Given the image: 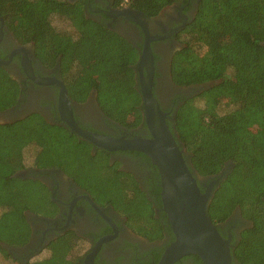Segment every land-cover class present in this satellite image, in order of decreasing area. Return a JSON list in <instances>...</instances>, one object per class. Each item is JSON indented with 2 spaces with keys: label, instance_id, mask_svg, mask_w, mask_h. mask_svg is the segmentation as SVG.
<instances>
[{
  "label": "trees",
  "instance_id": "16d2710c",
  "mask_svg": "<svg viewBox=\"0 0 264 264\" xmlns=\"http://www.w3.org/2000/svg\"><path fill=\"white\" fill-rule=\"evenodd\" d=\"M178 1L114 3L153 18ZM0 17L20 43L34 44L37 57L47 66L59 61L64 83L76 101H85L94 91L108 118L127 128L142 122L136 71L141 52L119 32L88 17L85 2L0 0ZM178 40L183 46L172 58L173 83L206 86L182 104L170 129L185 149L193 173L218 175L231 162L233 167L214 192L208 214L218 225L240 208L252 224L231 243L233 264H264V0H199L193 20L180 30ZM20 92L19 84L0 64V113L16 105ZM63 127L48 123L38 113L0 122V256L11 258L9 248L29 241L27 213L45 212L51 204L49 191L40 181L15 176L28 167L77 172L81 176L76 181L99 202L113 204L142 235L161 238L162 223L153 202L123 180V174L112 171L107 151L92 156L90 144ZM99 157V164H93ZM161 191L160 186L152 195L159 206ZM75 243L54 241L49 256L26 264H77L69 257ZM191 256L203 264L197 255Z\"/></svg>",
  "mask_w": 264,
  "mask_h": 264
},
{
  "label": "flooded vegetation",
  "instance_id": "af4514ba",
  "mask_svg": "<svg viewBox=\"0 0 264 264\" xmlns=\"http://www.w3.org/2000/svg\"><path fill=\"white\" fill-rule=\"evenodd\" d=\"M81 1L85 2L88 17L119 32L142 52L146 41L143 28L125 16H112L107 13L132 8L116 7L114 0ZM198 2L199 0H181L165 8L156 17L145 16L148 33L151 36L162 37L160 40L150 42L155 62L153 94L166 116L167 124L172 123L171 126L168 124L170 128H174L182 104L194 98L206 86H178L173 83L171 76L172 58L183 46L178 40V34L193 20ZM0 59L7 62L3 66L19 84L21 91L16 105L0 113L2 123L38 113L48 123L64 126L63 128L80 140L90 144L89 151L92 156L96 157L101 150L107 151L83 139L63 120L65 101L62 100L59 85L51 80L46 83L37 82V79L38 81L44 78L56 79L63 82L73 117L81 129L111 137H151L144 121V111L142 122L134 128H127L104 114L97 103L96 92L91 91L83 102L72 98L60 73L59 61L51 67L47 66L37 57L34 44L20 43L13 32L5 26L1 17ZM136 71L137 83L140 86L137 65ZM144 74L146 75L145 69ZM107 153L109 155L105 158L112 171L119 175L123 174L121 175L123 180L130 183L133 188L138 187L153 202L155 216L160 218L162 223L163 236L152 240L139 233L131 225L128 217L113 204H102L89 189L80 185L76 178L81 175L77 172L75 176L62 167L41 169L28 167L19 171L21 173L18 177L37 180L45 185L49 191L51 204L45 212L27 213L32 230L29 241L22 247L9 248L11 257L19 264H26L42 255L52 242L60 240L76 242L69 257L75 258L77 264H158L165 249L174 241L163 203L159 206L152 197L161 186V179L157 178V174L160 175L159 169L152 160H149L150 157L143 156L137 151L118 150ZM99 159L101 157L96 158L93 164L98 165ZM232 167L231 162H228L218 175L200 176L198 178L200 188H203L204 192L211 189L214 194L219 181L226 177ZM215 181L219 183L214 184ZM251 224L242 216L240 208H237L217 226L222 236L232 243ZM195 259L188 255L174 264H198Z\"/></svg>",
  "mask_w": 264,
  "mask_h": 264
},
{
  "label": "water",
  "instance_id": "95a60500",
  "mask_svg": "<svg viewBox=\"0 0 264 264\" xmlns=\"http://www.w3.org/2000/svg\"><path fill=\"white\" fill-rule=\"evenodd\" d=\"M107 13L112 16H125L137 22L146 34L137 69L144 121L151 137H111L83 130L73 117L63 82L45 78L39 81L37 79V82L46 83L51 80L59 85L62 100L66 102L62 118L83 139L107 151L142 152L158 167L162 203L175 237L163 252L158 264H174L188 255H197L203 264H233L230 240L222 236L208 214V206L214 194L211 189L208 192L201 190L198 183L200 175L191 171L184 156L185 150L176 141L153 94L155 62L150 42L162 37L148 33L146 15L142 11L122 9ZM0 64L5 65L7 62L0 59ZM19 173L21 172L15 176L18 177ZM219 182L215 181L214 184Z\"/></svg>",
  "mask_w": 264,
  "mask_h": 264
},
{
  "label": "rangeland",
  "instance_id": "374dc122",
  "mask_svg": "<svg viewBox=\"0 0 264 264\" xmlns=\"http://www.w3.org/2000/svg\"><path fill=\"white\" fill-rule=\"evenodd\" d=\"M56 24L57 26H61L62 22L61 21H56ZM3 120L0 118V122H2ZM224 169V168H223ZM222 169V170H223ZM50 255V248L48 246V248L46 249V251L40 255V256H37L35 258H33L31 261H29L30 263H36L44 258H46L47 256ZM0 264H19L18 261L14 258H10L8 257V259H5L3 256H0Z\"/></svg>",
  "mask_w": 264,
  "mask_h": 264
}]
</instances>
